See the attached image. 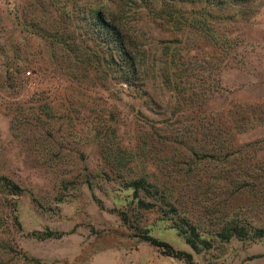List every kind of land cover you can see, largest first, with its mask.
I'll return each instance as SVG.
<instances>
[{
  "label": "rangeland",
  "instance_id": "374dc122",
  "mask_svg": "<svg viewBox=\"0 0 264 264\" xmlns=\"http://www.w3.org/2000/svg\"><path fill=\"white\" fill-rule=\"evenodd\" d=\"M96 10L132 39L137 87ZM257 229L264 0H0V264H264Z\"/></svg>",
  "mask_w": 264,
  "mask_h": 264
},
{
  "label": "trees",
  "instance_id": "16d2710c",
  "mask_svg": "<svg viewBox=\"0 0 264 264\" xmlns=\"http://www.w3.org/2000/svg\"><path fill=\"white\" fill-rule=\"evenodd\" d=\"M161 7L164 8L163 6ZM161 7L158 9V12H154L155 15H159L160 18H164L167 22L171 21L175 23L177 27H180L181 25H189L187 17L179 14L175 15L171 12H164L163 14V10L161 9ZM94 16L96 17L97 23L100 26L105 27L108 33L110 56L112 62L116 65L114 71L116 73L120 72L121 77L126 82V85L128 87H130L131 85L132 87H137L140 78L139 74L141 64L138 61L139 58L133 52L134 49L132 39L127 34L124 27L121 26V24H119V22L115 18H109L108 16L103 14L101 10L94 11ZM191 20L198 22L197 27L199 28V33L202 37H206L209 41H214V43L218 44V46L221 48L222 53H226V49L223 45L226 36L219 30L217 22H211L210 20L209 22L204 20L201 21L194 17H191ZM191 20L190 23H192ZM192 25H196V23L194 22L192 23ZM179 53L180 52L178 49L176 54L178 55ZM164 76L168 77V74L166 73V75ZM174 88L178 89L177 86H175ZM145 184L146 180L144 178H136L132 180L129 185L133 188L134 193L137 194V192L140 190L146 191ZM254 235L264 236V229H257ZM149 239L152 241V243L158 246L161 245L158 244L159 241H157L155 238Z\"/></svg>",
  "mask_w": 264,
  "mask_h": 264
},
{
  "label": "built area",
  "instance_id": "2783aa9c",
  "mask_svg": "<svg viewBox=\"0 0 264 264\" xmlns=\"http://www.w3.org/2000/svg\"><path fill=\"white\" fill-rule=\"evenodd\" d=\"M27 73H29V72H27Z\"/></svg>",
  "mask_w": 264,
  "mask_h": 264
}]
</instances>
